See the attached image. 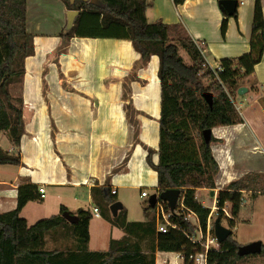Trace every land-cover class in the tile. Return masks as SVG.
<instances>
[{
    "label": "crops",
    "instance_id": "0c3cea01",
    "mask_svg": "<svg viewBox=\"0 0 264 264\" xmlns=\"http://www.w3.org/2000/svg\"><path fill=\"white\" fill-rule=\"evenodd\" d=\"M52 1L56 7L52 18H48L51 12L45 10L47 7H40L45 13L44 19L48 18L45 20L48 30L40 27L39 19L29 20L28 5L27 28L34 36L35 52L25 59L22 83L25 132L19 147L13 144L9 147V151L21 154L22 164L0 165V213L16 208L20 185L37 184L39 188L44 187L45 196L30 201L21 212L29 225L44 217L39 215H44L49 201L44 207L39 206L53 193L58 200L52 215L59 214L62 206L74 215L81 208L89 210L92 214L89 249L107 250L112 239H121L126 232L102 214L101 206L93 199V187L108 186L116 190L117 201L126 209L127 221L148 222L155 217L159 232L156 208L148 214L145 208L151 205L150 196L159 193L156 191L158 173L149 165L147 155L149 148H153V160L159 162L160 58L154 54L144 64L131 40L115 32L104 36L94 28L98 23L88 16L81 20L79 32L64 49L57 51L81 11L70 25L68 11L71 9L64 0ZM148 1L153 3L147 11L149 21L181 24L201 47L212 68L221 65V59L236 58L251 51L256 0H238L237 18L226 14L228 11L222 7L221 0H186L178 6L173 0ZM262 3L264 12V0ZM225 19L228 24L223 33ZM55 24L58 29H54ZM242 86L247 90L242 94L237 90L233 101L243 122L212 128L211 146L220 166L215 177L217 188L198 189V192L209 190L214 195L210 207L213 214L218 211L219 190L249 172L264 173V54ZM152 189L155 191L150 193ZM143 191L148 196H143ZM127 194L139 203L148 198L141 218H130L133 205ZM112 204L108 206L109 211L103 208L104 212L117 216L123 208L114 215ZM95 206L100 209V216L95 214ZM94 217L105 220L109 226L107 248L92 246ZM73 242L71 229L66 227L46 236L48 249H67ZM141 244L145 252L155 246L148 237ZM155 254L156 264L181 263L176 259L180 258L178 252L157 248ZM169 254L172 260L167 259Z\"/></svg>",
    "mask_w": 264,
    "mask_h": 264
},
{
    "label": "trees",
    "instance_id": "16d2710c",
    "mask_svg": "<svg viewBox=\"0 0 264 264\" xmlns=\"http://www.w3.org/2000/svg\"><path fill=\"white\" fill-rule=\"evenodd\" d=\"M64 1L69 9L80 10L81 15L64 34L65 41L57 51L64 49L79 32L81 20L88 16L98 23L94 28L104 36L115 32L131 40L141 53L144 64L152 55L159 56L162 95L159 162L153 160V148H149L147 161L158 173L157 192L174 188L181 190L178 205L170 217L177 227L170 226L167 232H158L155 217L148 222H129L125 208L117 216L106 215L103 208L107 207L109 211L108 206L117 201V196L108 186H96L92 188V196L101 206L102 214L112 224L123 228L126 235L112 239L107 250L92 251L89 249L91 212L79 209L78 221L72 224L63 216L68 209L62 206L59 214L29 225L21 212L30 201L40 200L41 194L37 184L25 183L18 188L16 208L0 213V264H156L157 248L165 252H180L187 262L191 253L205 251L204 242L212 211L198 197V189L215 190V177L220 169L211 143L205 140L204 131L243 122L233 94L254 72L255 65L264 54L262 0H256L251 51L236 58L221 59L222 69L217 72L181 24L149 21L147 11L153 3L148 0ZM173 1L178 6L186 0ZM27 10L28 0H0V133L8 132L15 147L20 146L25 132L22 94L25 59L35 52L34 36L27 28ZM226 14L237 18L238 11ZM227 24L225 19L223 33ZM182 49L190 61L185 59ZM15 84H20L19 94L13 91ZM208 92L212 93V104L206 98ZM21 164L19 152L9 151L0 144V165ZM263 174L249 172L218 191L217 218L221 222L227 219L230 228L237 225L244 205V191L250 190L256 196L257 189H264V182L259 180ZM227 203H231V217L226 216L222 209ZM153 209L155 207L149 205L145 212L148 214ZM189 212L197 215L198 224L186 218ZM65 227L71 229L73 244L67 249H48L46 236ZM200 229L204 234L203 242H193L189 235L197 234ZM211 234L215 235L214 228H211ZM146 237L155 242L149 252H145L141 244ZM240 246L232 232L220 244V249L209 251V261L238 264L245 257L264 255V244L260 253L241 254Z\"/></svg>",
    "mask_w": 264,
    "mask_h": 264
},
{
    "label": "rangeland",
    "instance_id": "374dc122",
    "mask_svg": "<svg viewBox=\"0 0 264 264\" xmlns=\"http://www.w3.org/2000/svg\"><path fill=\"white\" fill-rule=\"evenodd\" d=\"M28 5H29V11H28V17L29 20H36L39 19L42 23L40 27L43 30H48L50 29L49 24H46V19L49 17H53V14H55L56 7L55 4L52 0H28ZM42 5L45 6V10H49L51 14L48 16V18H45V13H42L41 8ZM47 12V11H46ZM59 27L55 24L54 29H58ZM181 53L184 55L185 59L187 61H190L189 56L187 55L185 50H181ZM246 80V79H245ZM207 81V80H206ZM13 91L15 94H19L20 91V84H15L13 87ZM0 144L9 150L11 143L10 135L8 132H1L0 133ZM11 167V166H10ZM6 169V168H5ZM6 171V170H5ZM262 175V174H261ZM264 175V174H263ZM245 176V175H244ZM264 176H260L259 180L264 182L263 179ZM262 188V184H260ZM155 190H150V193H153ZM263 192L262 194H259V192ZM247 193L244 194V200H243V207L240 213V216L237 221V225L234 227L233 232H234V237L236 240L240 243V245H245L254 241H262L264 243V189H257L255 191L256 196L252 195L253 193L249 190ZM51 193V190H50ZM198 197L204 201V205L208 207H212L213 205V199L214 195L209 192V190H203L202 192H198ZM126 197L130 200L131 204L133 205V208L131 209V219L134 218H141L143 215V205L147 203L148 198L142 199L143 202L139 203L137 202V199L133 198L132 195H126ZM57 196H55L53 193L49 195L48 199H45L42 201L43 205L39 206L40 204H35V207H44L45 203H49L48 206L44 207V215H39V216H44L49 217L52 216V214H55L54 208L56 205L57 201ZM31 209V208H30ZM31 211V210H30ZM155 211V210H153ZM152 211V212H153ZM228 211L231 214V203L228 204ZM41 212V210H40ZM43 214V213H41ZM187 216H189V219L195 220L196 216L190 212L187 213ZM227 216V215H226ZM231 216V215H230ZM217 218V212H215L212 216V225L211 227L214 228V221ZM105 220L103 219H98L95 218L93 219V224H92V246L95 248L99 249H104L107 248L108 245L106 243V240L108 238V235L110 234V230H108V224L104 222ZM193 222V221H192ZM195 223V222H194ZM222 224L226 227H229L227 219H224L222 221ZM107 229V230H106ZM197 236H200L201 233L197 232ZM52 245L50 244L49 247ZM170 259V254L167 255ZM163 258V257H161ZM178 261L182 262L181 258H176ZM172 262L170 261V264ZM238 264H264V255L258 254V255H252L243 258L238 262Z\"/></svg>",
    "mask_w": 264,
    "mask_h": 264
},
{
    "label": "water",
    "instance_id": "95a60500",
    "mask_svg": "<svg viewBox=\"0 0 264 264\" xmlns=\"http://www.w3.org/2000/svg\"><path fill=\"white\" fill-rule=\"evenodd\" d=\"M69 1L71 3H74L76 0H69ZM83 1H90V2L96 3L98 0H83ZM238 3H239L238 0H221L222 7L225 8L229 13H233L237 9ZM77 14H79V10L71 9L68 11L70 25H72L74 17ZM246 90L247 88L242 86L238 89V92L242 94ZM205 95L209 103L212 104V93L208 92ZM204 136H205V140L208 143H211L212 129L205 130ZM180 194H181V190L178 188L167 189L160 193L155 192L150 196V199H149L150 204L152 206H155L156 201L159 197L160 199L166 201L169 204L171 211H175L178 205V202H179ZM121 208H123V204L120 201H116L111 205V211L114 215H117L118 211ZM63 216L71 223H76L78 221V216L71 214L69 211H65L63 213ZM214 231H215V236L220 243L225 241L228 238V236L233 232L232 228L224 226L219 218L215 219ZM262 246H263L262 241L260 240L254 241V242L240 246V253L241 254L260 253L262 251Z\"/></svg>",
    "mask_w": 264,
    "mask_h": 264
},
{
    "label": "built area",
    "instance_id": "2783aa9c",
    "mask_svg": "<svg viewBox=\"0 0 264 264\" xmlns=\"http://www.w3.org/2000/svg\"><path fill=\"white\" fill-rule=\"evenodd\" d=\"M216 72L221 70V66L219 65L218 67L216 68H213ZM39 192L41 194L42 197L45 196V189L44 187H40L39 188ZM113 193H116V190H112ZM142 195L143 196H148V192L147 191H143L142 192ZM155 208H156V213H157V228L159 230V232H167L169 230V227L170 226H174V227H177V225L173 224L170 220V217H171V209H170V206L168 207L164 200H161L160 198H158L157 202H156V205H155ZM219 208L217 207V210ZM223 211L225 212V214L228 216V217H231L230 215V212L228 211V206L225 205L223 208ZM94 212L97 216H100L101 213H100V209L98 207H94ZM190 213V212H189ZM195 216H196V219L195 220H192L193 222L197 223L198 224V217L197 215L192 212ZM213 212L210 213V216H209V222H208V228H207V234H206V240L204 242V245H205V251L203 252H195V253H191L189 255V258H188V261L186 262V259L185 257L180 253L178 252V257H180L182 259V262L180 264H215V263H211L209 261V251L211 249H215V250H218L220 249V242L217 240L216 236L215 235H212L211 234V216H212ZM186 218L189 219V216H186ZM199 234L201 233L200 236H197L198 234H190L189 237L190 239L193 241V242H203V238H204V234L202 232V230L200 229L199 231Z\"/></svg>",
    "mask_w": 264,
    "mask_h": 264
}]
</instances>
